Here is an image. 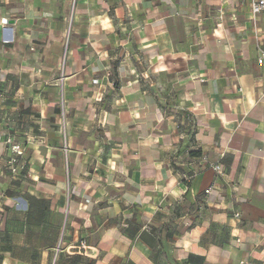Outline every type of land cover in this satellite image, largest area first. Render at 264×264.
I'll return each mask as SVG.
<instances>
[{"label": "crops", "instance_id": "obj_1", "mask_svg": "<svg viewBox=\"0 0 264 264\" xmlns=\"http://www.w3.org/2000/svg\"><path fill=\"white\" fill-rule=\"evenodd\" d=\"M260 49L250 0H0V264H264Z\"/></svg>", "mask_w": 264, "mask_h": 264}, {"label": "built area", "instance_id": "obj_2", "mask_svg": "<svg viewBox=\"0 0 264 264\" xmlns=\"http://www.w3.org/2000/svg\"><path fill=\"white\" fill-rule=\"evenodd\" d=\"M250 11L252 15V21L255 23L256 18L259 15H264V0H250ZM219 16L223 17V11L219 9L218 11ZM7 24V23H6ZM258 63L262 64L264 63V49H260V56L258 59ZM10 146V150L12 152L11 158L8 160V166H9V171L12 175H17L19 172L20 167L22 166L21 163L19 162V158L23 155L24 153V147L20 144H14V143H7ZM209 166L217 173L220 175H223V168L220 163H215V164H209ZM210 193V189L206 191V194ZM236 218H239V214L235 213L234 215Z\"/></svg>", "mask_w": 264, "mask_h": 264}, {"label": "rangeland", "instance_id": "obj_3", "mask_svg": "<svg viewBox=\"0 0 264 264\" xmlns=\"http://www.w3.org/2000/svg\"><path fill=\"white\" fill-rule=\"evenodd\" d=\"M264 17V15H259L257 18H256V22H259L261 25H264V22H262V18Z\"/></svg>", "mask_w": 264, "mask_h": 264}, {"label": "trees", "instance_id": "obj_4", "mask_svg": "<svg viewBox=\"0 0 264 264\" xmlns=\"http://www.w3.org/2000/svg\"><path fill=\"white\" fill-rule=\"evenodd\" d=\"M198 155H199V153H198Z\"/></svg>", "mask_w": 264, "mask_h": 264}]
</instances>
